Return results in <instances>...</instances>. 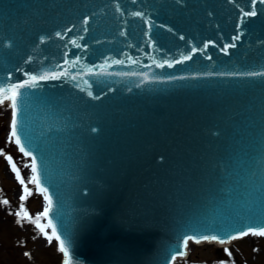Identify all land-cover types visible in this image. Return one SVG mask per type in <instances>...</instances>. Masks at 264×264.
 Instances as JSON below:
<instances>
[{
    "label": "water",
    "instance_id": "95a60500",
    "mask_svg": "<svg viewBox=\"0 0 264 264\" xmlns=\"http://www.w3.org/2000/svg\"><path fill=\"white\" fill-rule=\"evenodd\" d=\"M250 10L0 0V86L28 85L21 134L71 264H169L190 235L264 226V4Z\"/></svg>",
    "mask_w": 264,
    "mask_h": 264
},
{
    "label": "rangeland",
    "instance_id": "374dc122",
    "mask_svg": "<svg viewBox=\"0 0 264 264\" xmlns=\"http://www.w3.org/2000/svg\"><path fill=\"white\" fill-rule=\"evenodd\" d=\"M7 120V108L0 107V150H3L0 154V264H59L60 252L54 241L50 244L39 241V231L27 220L22 226L17 223L15 213L20 205L17 197L20 185L7 172L4 160V155L15 156L12 144L7 142ZM31 193L25 201V208L34 218L40 213L42 201L40 196ZM4 199L10 202L9 205L3 204ZM215 248L207 244L193 245L189 248L188 261H179L178 264H264V237H248L235 242L228 249L231 257L226 252L216 255Z\"/></svg>",
    "mask_w": 264,
    "mask_h": 264
},
{
    "label": "snow or ice",
    "instance_id": "6c2138e0",
    "mask_svg": "<svg viewBox=\"0 0 264 264\" xmlns=\"http://www.w3.org/2000/svg\"><path fill=\"white\" fill-rule=\"evenodd\" d=\"M257 0H250V11H242V15L239 17L241 21L245 17L248 16H255L257 15V12L255 10ZM259 3L264 4V0H259ZM135 15L140 16L141 13L137 12ZM87 23V21H85ZM239 39L238 36L233 37V40ZM235 46L233 45H225L224 50L226 51L228 47ZM195 51V49H193ZM190 59V57L185 56L184 60ZM183 62V61H178ZM264 75V73H262ZM43 78V77H42ZM33 80H35V77H33ZM28 85L24 83L20 84H10L7 86H0V106H2L6 101H9V107L12 109V115H11V122H10V132L8 135V142L12 143L14 142L18 148L19 151L25 156V157H31V164H25L24 167L30 168V171L32 175L29 177L28 182L26 183L25 179L22 177L20 170L17 167V164L13 161V158L11 155H6V159L10 165L11 171L15 174V178L22 186V194L20 196V205L19 210L16 211L15 215L17 217V223L22 226L23 221L27 220L28 222L34 224L35 228L39 231L40 234H42L47 242L50 244L53 239L58 241V250L63 254L64 261L63 264H71V256L69 252V246L67 243V234H64V238H62L61 234L58 231V228L56 225L52 223V220H48V226L51 228V233H49L45 227L40 223L42 218H47L49 216L51 202L50 197L45 196V200L49 201V206L45 207L43 212L40 214H37L34 218L28 213V211L25 208V201L26 199L32 194L29 190L27 184L31 183L37 186V190H40V185L42 183L41 175L38 171V165H37V159L35 156L32 155V153L28 150H26L25 144L21 140V130L18 127V100L19 97L22 95L21 89L27 87ZM94 130V129H93ZM0 154H3V150H0ZM43 191L47 192V189H43ZM9 201L7 199L3 200L4 205H9ZM24 213L23 217L21 216V213ZM9 214L11 215L12 212L10 211ZM248 235H254V236H261L264 237V226H260L258 228H253L251 226H247L244 229L239 230L236 234L228 235L226 238H222L220 235H201V236H188L187 238H184L182 240L181 249L178 251V255L183 257L185 253V249L187 248L189 240H193L195 243H200L201 241H217L221 244L225 243L226 240H235L237 238H242L244 236ZM225 252L231 257V252H229L228 249H225ZM25 255H29L28 253H25ZM172 260H175L176 257L173 256L171 258Z\"/></svg>",
    "mask_w": 264,
    "mask_h": 264
},
{
    "label": "bare ground",
    "instance_id": "6f19581e",
    "mask_svg": "<svg viewBox=\"0 0 264 264\" xmlns=\"http://www.w3.org/2000/svg\"><path fill=\"white\" fill-rule=\"evenodd\" d=\"M9 114H10V111H9V109H8V117H9ZM23 161H25V163H26V160H23ZM30 176H31V174L29 173V177H30ZM28 184H29V183H28ZM20 196H21V193L17 194V197H18V198H20ZM39 241H42L43 243H48L44 236L40 237ZM176 261H178V260H176Z\"/></svg>",
    "mask_w": 264,
    "mask_h": 264
}]
</instances>
